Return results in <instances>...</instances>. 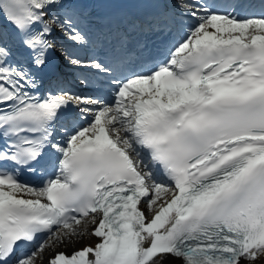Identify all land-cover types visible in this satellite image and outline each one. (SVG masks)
Returning <instances> with one entry per match:
<instances>
[{"label":"snow or ice","instance_id":"6c2138e0","mask_svg":"<svg viewBox=\"0 0 264 264\" xmlns=\"http://www.w3.org/2000/svg\"><path fill=\"white\" fill-rule=\"evenodd\" d=\"M253 7L0 0V264H264Z\"/></svg>","mask_w":264,"mask_h":264},{"label":"bare ground","instance_id":"6f19581e","mask_svg":"<svg viewBox=\"0 0 264 264\" xmlns=\"http://www.w3.org/2000/svg\"><path fill=\"white\" fill-rule=\"evenodd\" d=\"M66 70H68L70 73H71L72 71L75 72L73 69L69 70V69L66 68ZM77 246H80V245H77ZM69 249H70V248H69Z\"/></svg>","mask_w":264,"mask_h":264}]
</instances>
